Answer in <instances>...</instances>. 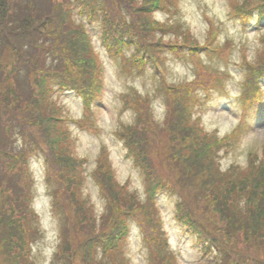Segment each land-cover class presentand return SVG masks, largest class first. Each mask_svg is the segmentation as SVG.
I'll list each match as a JSON object with an SVG mask.
<instances>
[{"label":"trees","instance_id":"obj_1","mask_svg":"<svg viewBox=\"0 0 264 264\" xmlns=\"http://www.w3.org/2000/svg\"><path fill=\"white\" fill-rule=\"evenodd\" d=\"M19 1L0 0V264H35L32 244L41 232L32 207V156L44 164L58 222L51 264H129L123 244L136 224L145 264H176L155 201L161 192L175 197L176 220L200 245L198 264H264V141L259 151H248L244 166L220 164L244 128L264 121V0L228 1V17L243 30L255 29L259 46L250 57L248 42L238 47L240 116L221 136L193 116L199 91L208 98L211 90H223L227 70L211 60L226 62L236 48L231 38L218 39V23L205 17L209 26L197 38L172 19L178 0ZM159 11L165 18L155 16ZM81 17L98 24L105 50L131 75L156 77L147 67L165 60V50L195 70L191 81L159 79V118L153 96L133 88L119 96L132 120L114 134L143 175L145 197L116 180L101 146L89 170L103 201L99 213L82 192L87 160L74 154L68 124L94 131L92 106L102 91V64ZM63 92L81 99L83 117L66 115L58 101Z\"/></svg>","mask_w":264,"mask_h":264},{"label":"rangeland","instance_id":"obj_2","mask_svg":"<svg viewBox=\"0 0 264 264\" xmlns=\"http://www.w3.org/2000/svg\"><path fill=\"white\" fill-rule=\"evenodd\" d=\"M229 0H178V13L172 19L182 21L190 31L199 39H203L208 28L207 17L212 23L219 24L218 39L231 38L236 48L231 50L229 58L223 62L217 58L211 63L222 70H227V76L223 81V90H211L208 98H203L204 93L199 91L200 103L194 105L193 116H198L205 130H216L219 136L231 132L238 123L240 108L238 104L237 81L241 70L233 63L241 57L240 43L248 42L246 46L247 56H252L257 43L258 32L253 29H241L239 24L228 17ZM25 0L19 3L24 4ZM38 6V5H36ZM26 7V6H25ZM159 19L165 18L166 14L161 11L155 15ZM84 20L85 27L89 32L97 55L102 64V93L99 102L93 107L92 128L94 131L82 129L72 122L69 127L73 137V152L75 155L85 158L86 173L82 186V192L87 196L89 203L97 213L103 209V201L98 189L89 176V170L95 164L99 149L103 146L108 154L111 168L116 180L126 184L127 188L134 191L139 198L145 197L143 175L134 165L133 160L126 156V149L120 139L116 138L114 131L120 123H128L132 120V113L123 109L119 96L133 88L141 94H149L152 98V109L155 117L163 114L162 99L157 94L159 77L162 75L153 67H147L155 72L152 77L147 71L142 75H131L128 69H121L117 59L111 57L98 38L100 30L97 23L88 24ZM264 34V28L262 29ZM2 50L0 48V55ZM161 70L164 79L171 84L183 81H191L195 76L194 65L187 59L176 58L165 53ZM205 59V57H202ZM201 59V60H202ZM205 59L204 61H206ZM130 71V70H129ZM56 95V93L54 94ZM58 101L63 106L66 115L71 118L83 117V106L77 95L63 92L58 95ZM55 98V96H53ZM264 141V122L252 123L249 128H244L227 153L221 154L220 164L222 169L231 164L244 166L247 162L249 150L259 151V145ZM31 174L34 178V197L32 207L38 214V226L40 236L32 244V258L35 264H51L57 242L58 222L56 215L51 211V197L48 195V186L45 181L46 175L44 164L39 156H32L29 162ZM159 209L163 229L166 232L169 247L176 257V264H198L202 260L200 245L195 236L190 234L175 218V197L169 192H161L155 197ZM125 255L129 264H145L146 254L142 246L141 232L138 225L130 226V232L124 242Z\"/></svg>","mask_w":264,"mask_h":264}]
</instances>
